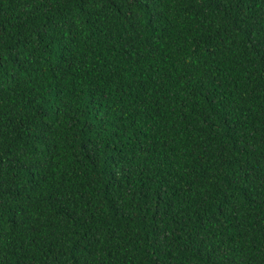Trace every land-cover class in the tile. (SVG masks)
Wrapping results in <instances>:
<instances>
[{
    "label": "trees",
    "instance_id": "1",
    "mask_svg": "<svg viewBox=\"0 0 264 264\" xmlns=\"http://www.w3.org/2000/svg\"><path fill=\"white\" fill-rule=\"evenodd\" d=\"M0 264H264V0H0Z\"/></svg>",
    "mask_w": 264,
    "mask_h": 264
}]
</instances>
